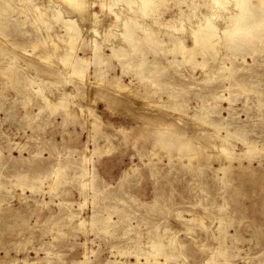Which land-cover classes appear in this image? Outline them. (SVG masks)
Returning <instances> with one entry per match:
<instances>
[{"label": "rangeland", "instance_id": "374dc122", "mask_svg": "<svg viewBox=\"0 0 264 264\" xmlns=\"http://www.w3.org/2000/svg\"><path fill=\"white\" fill-rule=\"evenodd\" d=\"M18 1L16 10L0 4V264H264V27L236 41L242 50L226 40L207 49L209 63L194 69L179 49L165 50L178 37L192 42L189 22L158 24L141 13V1L105 0L118 14L97 5L84 15L59 0H38L40 10ZM193 2L183 7L198 4L196 22L207 6ZM41 10L58 50L42 43ZM69 18L78 30H67ZM125 19L138 50L124 39ZM68 32L78 36L75 52ZM68 54L88 59L77 64L85 83L71 74L73 58L63 62ZM97 67L108 83L92 84ZM116 78L147 101L118 92ZM197 116L240 133L225 144L228 171L217 172L229 161L211 146L210 125L189 120ZM148 128L190 133L201 141L200 158L155 145ZM153 243L163 246L156 259L126 254L151 255Z\"/></svg>", "mask_w": 264, "mask_h": 264}, {"label": "bare ground", "instance_id": "6f19581e", "mask_svg": "<svg viewBox=\"0 0 264 264\" xmlns=\"http://www.w3.org/2000/svg\"><path fill=\"white\" fill-rule=\"evenodd\" d=\"M18 1V0H17ZM25 2V4H28L30 6L35 7V9L40 10L41 9V2H39L38 0H19L18 2ZM61 1L64 6H68V9L72 12H77L79 15H84V14H89L87 12H89V9L99 5L100 7L104 8L108 6V9H110V11L113 14H118L117 12H115L112 8L111 5H108V3L105 2V0H96V2H93L92 0H59ZM114 1V0H112ZM122 2H124V4H127L128 6H132L133 4H135L136 2H142V4L140 5L141 7V13L145 14L146 17H152V21L161 24L165 27H172L176 29V25L178 24V22L182 25V23H184V20H187L186 23H188V25H190V35L192 38V42L191 43H186L185 40L182 37H178L176 40L174 39L171 42V45L169 47H167L165 50H175V49H179L181 51V55L183 56V58H185V60L188 61V63H192L194 66V69L196 67H198L199 65H205L208 64L209 61L205 58L206 56V52L207 49L211 48L212 50H217V48L223 44V41L226 40L229 43H231L234 47H238L239 49L244 48V46L239 43L236 42L238 40H244L243 37H245L246 35H251L254 31H256L258 28L260 27H264V0H206V6H207V10L205 12H202L200 14H195L197 15L196 17L199 18V16L201 18H199L196 22H193V16L194 13H192V10L197 9V7L199 8L198 4L195 3V5L193 4L192 6L188 5V8H184L183 5L186 4L187 0H120ZM14 0H0V4L4 7L3 10H14L15 8L13 7V3ZM109 2V1H107ZM115 2V1H114ZM193 2V0H192ZM52 3V2H51ZM174 4L178 10L177 11H173L172 8L170 7L172 4ZM194 3V2H193ZM226 3V4H225ZM60 4V3H59ZM209 4V5H208ZM213 4H224V6L221 8V11H217L218 8L215 9ZM228 4H232L234 7V10L230 8H228ZM117 5V4H116ZM49 6V5H48ZM213 6V7H212ZM57 7V5H56ZM217 7V6H216ZM18 8V7H17ZM124 8V7H123ZM236 8V9H235ZM47 9V7H46ZM68 9L66 11H68ZM94 9V8H93ZM116 9V8H115ZM132 9V8H131ZM130 9V10H131ZM222 9H224L225 11H223ZM16 10V9H15ZM117 10V9H116ZM138 10V9H137ZM24 11V10H23ZM48 11V10H47ZM52 11V10H51ZM92 10H90L91 12ZM229 11V12H228ZM53 12V11H52ZM54 12L56 13L57 17H62V15L64 14V12L62 11V9L56 8L54 10ZM127 12V11H126ZM172 13V18L170 20L167 19H163L162 15L165 13ZM30 13V11H29ZM48 13V12H47ZM45 13V14H47ZM224 13H226V16L224 17V21H222L221 19L223 18ZM71 14V13H70ZM69 14V17H71ZM140 14V11H139ZM36 15V14H35ZM55 15V14H54ZM92 15H96L98 16L99 14L96 13H92ZM91 15V16H92ZM150 15V16H149ZM49 16V15H48ZM66 16V15H64ZM89 16V15H88ZM121 16V15H120ZM68 17V16H67ZM79 17V16H78ZM82 18L86 17V16H81ZM94 17V16H93ZM100 17V16H99ZM123 17V16H122ZM222 17V18H221ZM57 18V19H58ZM73 18V15H72ZM91 18V17H90ZM218 18L220 21H222V23H220L218 21ZM252 18V19H249ZM66 19V17H65ZM86 19V18H85ZM95 19V18H93ZM99 19V18H98ZM101 19V18H100ZM146 20H148L147 18H145ZM194 19H196L194 17ZM36 20L41 22L42 27L45 26L44 30L46 29L48 32V36L43 37L42 39V43H46L51 42V46L53 47L54 51L58 50L60 48V45L54 40L53 35H50L49 33H51V31H53V25L49 22L48 19H46L44 17V12L41 10V12L37 13V17ZM48 20V21H47ZM78 20V19H77ZM84 20V19H83ZM91 20V19H90ZM97 20V17L96 19ZM124 20V19H123ZM151 20V18H150ZM68 24L67 30L69 31L70 28L74 29V30H78L77 28L72 27V24L74 23V19H67L65 20ZM81 21V20H80ZM85 21V20H84ZM136 21V20H135ZM78 22V21H77ZM90 22V21H89ZM88 22V23H89ZM93 23H95V21H92ZM98 22V21H97ZM117 22V21H116ZM137 23V22H136ZM153 23V22H152ZM36 24V23H35ZM80 24V23H79ZM97 24V23H95ZM185 24V23H184ZM40 25V24H39ZM138 25V24H137ZM96 27V25L94 26ZM121 27V26H120ZM130 27V22L129 19H125V22L123 24V28L124 30L129 29ZM137 28H140L143 32L148 31V28L142 25H138L136 26ZM40 28V27H39ZM58 28V27H57ZM112 28V27H111ZM131 28V27H130ZM178 28V27H177ZM181 28V27H180ZM38 29V28H37ZM83 28H81L82 30ZM85 29V28H84ZM96 29V28H95ZM92 31V30H90ZM98 31V29H97ZM112 31V30H111ZM136 29L135 28H131L127 33L123 32L122 34L124 35V39L125 41L128 42L129 46H132L135 50L137 49V45L136 43H138L136 41V39L134 38V33H135ZM99 32V31H98ZM97 32V33H98ZM119 32V31H118ZM45 33V32H44ZM96 33V32H95ZM113 33V32H112ZM103 34V33H102ZM109 34V33H106ZM100 35V34H99ZM170 36H172L171 40L173 39V34H169ZM101 36V35H100ZM2 36H0L1 38ZM59 37V36H58ZM106 37V35H105ZM115 37V36H114ZM118 37V36H117ZM255 37V36H254ZM62 38V37H60ZM77 38L78 36L76 35V33L70 34L68 32L67 34V39H66V44L68 43V45L70 46V49L73 50V52L76 51V43H77ZM113 38V37H112ZM243 38V39H242ZM261 38V37H259ZM2 39V38H1ZM47 39V40H46ZM5 40V39H4ZM7 40V38H6ZM116 40V39H115ZM2 41V40H1ZM151 41V40H150ZM3 42V41H2ZM6 42V41H5ZM114 42V41H113ZM4 43V42H3ZM155 43V42H154ZM162 45V44H161ZM253 46L258 45V43H253ZM165 46V45H163ZM167 46V45H166ZM232 46V47H233ZM80 47V45H79ZM35 48V47H34ZM36 49V48H35ZM163 49V48H162ZM22 50H27L25 47ZM242 50V49H241ZM70 51V50H69ZM95 51V58L97 57V59L99 58L98 56V52ZM57 53V52H56ZM216 54V53H215ZM75 55V56H74ZM93 55V54H92ZM144 55V54H143ZM202 56L203 60L199 61L198 57ZM201 57V58H202ZM53 58V57H52ZM71 58L74 59L73 62H70L71 67V74L73 73L76 77H78L80 80H82V82L85 83L86 80V73L83 70V68L79 67L77 64L79 63H83V62H87L88 59L86 58H79L76 56V54H68L65 58H63V62L64 63H69L70 60H72ZM51 59V58H50ZM49 59H47L46 61H48ZM42 61V60H40ZM43 61H45L43 59ZM61 61V60H60ZM173 61V60H172ZM13 62V61H12ZM14 63V62H13ZM48 63V62H47ZM170 63V62H169ZM189 63V64H190ZM144 63H140L138 64L137 68L143 72L144 71ZM190 64V65H192ZM53 65V64H52ZM63 66V65H62ZM101 66V65H100ZM154 66V65H153ZM192 66V67H193ZM52 67V66H51ZM127 69L129 67V65L126 66ZM131 67V66H130ZM136 68V69H137ZM130 69V68H129ZM70 71V70H69ZM96 74L98 75V79L96 81H93L92 84L94 82H107V80H105V74L103 73V69L101 68H96L95 70ZM3 73V72H1ZM94 73V72H93ZM66 74V73H65ZM95 74V75H96ZM107 74V73H106ZM135 74V73H134ZM137 74V73H136ZM138 75V74H137ZM73 77V76H72ZM75 77V78H76ZM145 77V76H144ZM69 78V77H68ZM76 78V79H78ZM78 80V81H80ZM143 82L145 81L144 78H142ZM149 80V79H148ZM89 82V81H88ZM98 82V83H99ZM150 82V81H148ZM5 83V82H4ZM95 83V84H96ZM97 83V84H98ZM108 83V82H107ZM110 83V82H109ZM112 83V82H111ZM94 85V84H93ZM107 85V84H106ZM113 88L115 87L118 92H125L127 93V95H132V97H136L138 100L145 99V101H147L146 97L143 94H139L138 92L130 89L128 87V85L123 84L119 78H116L115 81L113 82ZM111 87V86H110ZM112 89V87H111ZM39 90V89H38ZM37 90V91H38ZM41 91V89H40ZM39 91V92H40ZM145 91V90H144ZM58 92V91H57ZM89 92V91H88ZM91 92V91H90ZM116 92V91H115ZM42 93V91H41ZM3 94V93H2ZM43 94V93H42ZM41 94V95H42ZM50 94V93H49ZM175 94V93H174ZM71 95V94H70ZM176 95V94H175ZM43 96V95H42ZM46 97V96H45ZM64 97V96H63ZM43 98V97H42ZM47 99V98H45ZM48 100V99H47ZM49 101V100H48ZM135 102V101H133ZM132 102V103H133ZM144 102V101H143ZM159 102H161L159 100ZM49 103V102H48ZM75 103V102H74ZM131 103V106H132ZM138 103V102H136ZM148 104V103H147ZM161 104H163L161 102ZM51 105V104H49ZM138 105V104H137ZM150 105V103H149ZM155 105V104H154ZM153 105V106H154ZM52 106V105H51ZM135 106V103H134ZM158 106V105H157ZM74 107V105H73ZM138 108H140V105L137 106ZM146 107V106H145ZM148 107V106H147ZM164 107V106H163ZM180 106H178L177 104H172L171 106V110L176 111L177 113L181 114V110L179 108ZM66 108V107H65ZM63 108V109H65ZM142 108V107H141ZM161 108V107H160ZM74 110V109H73ZM67 112V110H66ZM71 111L67 112L70 113ZM186 117V116H185ZM189 120H194V122L196 124H204V125H210L213 134L212 137H214V141H212L211 146L212 147H217L219 145V150H221L222 153H224L225 159L228 160L229 162V166H220L219 168H217L216 170L219 171H228L227 169L231 168V162H232V153L230 152L229 148H227L225 146L226 143H231V140L235 137V135H238V131H236L235 133H231L227 127H222L220 126L218 123L216 122H212V123H207V121H205L202 117H195L192 118L190 117ZM189 122V121H188ZM208 125V126H209ZM150 128V127H149ZM148 128V129H149ZM222 129H226V134L222 135L221 131ZM152 130L155 134V145H160L162 147H164L165 149H167L168 151H171V149H177V151L181 154H185L187 156V158L190 160H194V159H198L200 158V145H201V141H199L197 138H194L191 136L190 133L188 132H184V133H167V131L165 129H149L148 131ZM168 130V129H167ZM240 134V133H239ZM216 139V140H215ZM218 140V141H217ZM222 142V144H220ZM255 146V145H254ZM249 149L251 146H248ZM253 147V146H252ZM216 154V153H215ZM219 154V153H218ZM219 156V155H218ZM226 163V162H225ZM227 163V164H228ZM216 172V171H215ZM222 173V172H221ZM19 182V181H18ZM23 185V183H21ZM53 184V183H52ZM27 186V185H26ZM53 186V185H52ZM180 217V216H179ZM192 218V217H191ZM202 220V217H200ZM191 222H195L197 221L196 218L193 217V219L190 220ZM205 221V220H204ZM223 221V220H222ZM202 223V222H201ZM200 223V224H201ZM219 241H220V246H219V255L221 256H228V254L231 252L230 248L228 246H226L225 243V239L228 237V234L226 232H221L219 234ZM146 249V248H145ZM152 249H153V254H148L145 255V253L140 252V253H136V252H126V254L130 255V254H134L137 258V261H139L141 256H146V260H148V258L150 256H154V258H158L159 256V252L163 249V246L160 245V243H153L152 245ZM121 253H123L121 251ZM125 254V253H123ZM166 256V255H165Z\"/></svg>", "mask_w": 264, "mask_h": 264}]
</instances>
